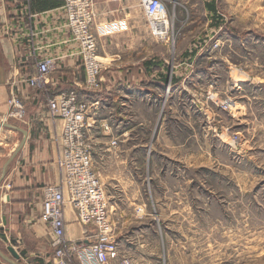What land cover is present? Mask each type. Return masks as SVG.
<instances>
[{
    "label": "rangeland",
    "instance_id": "obj_1",
    "mask_svg": "<svg viewBox=\"0 0 264 264\" xmlns=\"http://www.w3.org/2000/svg\"><path fill=\"white\" fill-rule=\"evenodd\" d=\"M167 5L168 86L97 94L113 130L95 137L118 142L93 152L122 249L111 264H264V0ZM19 139L0 129V180Z\"/></svg>",
    "mask_w": 264,
    "mask_h": 264
},
{
    "label": "crops",
    "instance_id": "obj_2",
    "mask_svg": "<svg viewBox=\"0 0 264 264\" xmlns=\"http://www.w3.org/2000/svg\"><path fill=\"white\" fill-rule=\"evenodd\" d=\"M63 5L64 0H35L34 7L31 0H0V123L21 134L8 154L0 180V235L5 227L8 240L0 236V264H54V235L41 216L45 188L56 183L60 176L56 161L57 135L61 133L62 122L50 119L47 96L26 83L37 72L36 62L46 57L58 61L57 70L50 77L51 95L77 89L82 99L100 102L89 119L94 124L93 152L95 145L97 148V144H104V139L110 140L111 146L109 135L95 137L102 123L107 122L100 119L106 104L102 99H94L95 94L86 89V71L78 55V44L66 27ZM95 9L93 32L106 63L102 73L104 91L111 93L121 87L126 90L129 85L138 87L139 91L168 86L166 66L156 59L158 43L162 42L151 34L140 0H95ZM209 14L213 18V13ZM149 80L153 83L145 86ZM13 92L24 99L27 117L24 121L4 123ZM24 140L25 145L11 161ZM144 208L138 207L140 216L145 214ZM66 221L69 241L87 240L85 227L70 206L66 208ZM10 247L19 258L11 254Z\"/></svg>",
    "mask_w": 264,
    "mask_h": 264
},
{
    "label": "built area",
    "instance_id": "obj_3",
    "mask_svg": "<svg viewBox=\"0 0 264 264\" xmlns=\"http://www.w3.org/2000/svg\"><path fill=\"white\" fill-rule=\"evenodd\" d=\"M140 3L151 34L162 43L174 41L167 0H140ZM63 9L66 27L78 44V55L86 71V89L98 94L106 63L100 56L93 32L97 17L95 0H64ZM36 64L37 72L28 77L26 83L47 96L50 119L62 122L61 133L57 135L59 156L56 161L60 176L56 183L45 188L41 216L54 235V264H111L119 259L120 246L105 184L94 166L91 133L94 124L89 123L100 102L82 99L77 89L51 95L50 77L57 70L58 61L46 57ZM8 104L9 111L4 120L24 121L27 109L22 96L13 92ZM101 127L108 134L113 130L108 122L102 123ZM111 146H118L116 139H112ZM68 206L87 229L86 241L67 239ZM123 264L129 263L125 260Z\"/></svg>",
    "mask_w": 264,
    "mask_h": 264
},
{
    "label": "water",
    "instance_id": "obj_4",
    "mask_svg": "<svg viewBox=\"0 0 264 264\" xmlns=\"http://www.w3.org/2000/svg\"><path fill=\"white\" fill-rule=\"evenodd\" d=\"M4 127H10V126H8L7 124H3V123H0V128H4ZM13 128V127H12ZM17 130H20V129H17ZM25 142H26V140H24L23 142H22V144L20 145V147L16 150V153L14 154V156L12 157V159H11V161L14 159V157L19 153V150H21L22 148H23V146L25 145ZM10 161V162H11ZM5 222V224H4V226H6V221H4ZM1 232H2V234L0 235L1 236V238L4 240V241H8L7 240V237H6V235H5V227H2L1 228ZM9 251L11 252V254L14 256V257H16V258H19V255L16 253V251L12 248V247H10L9 248Z\"/></svg>",
    "mask_w": 264,
    "mask_h": 264
},
{
    "label": "trees",
    "instance_id": "obj_5",
    "mask_svg": "<svg viewBox=\"0 0 264 264\" xmlns=\"http://www.w3.org/2000/svg\"><path fill=\"white\" fill-rule=\"evenodd\" d=\"M34 2H35V0H31V4L33 5V7H34ZM208 8H209L210 12L213 13V20L215 18H217L218 19L217 21H219L220 15L218 17L219 13H218V10H217L216 6L214 4L209 3ZM217 24L218 25L215 24V26L213 25V27H217L218 28L220 23H217ZM93 98L96 99V100L102 99L99 95H97V96L95 95Z\"/></svg>",
    "mask_w": 264,
    "mask_h": 264
},
{
    "label": "bare ground",
    "instance_id": "obj_6",
    "mask_svg": "<svg viewBox=\"0 0 264 264\" xmlns=\"http://www.w3.org/2000/svg\"><path fill=\"white\" fill-rule=\"evenodd\" d=\"M236 79L238 80V79H240V78L236 77ZM4 123H6V121H4ZM236 136L238 137L237 140H235V139H233V138H230L229 143H233V144L237 143L236 141H238V140L240 139V137H239V135H236Z\"/></svg>",
    "mask_w": 264,
    "mask_h": 264
}]
</instances>
